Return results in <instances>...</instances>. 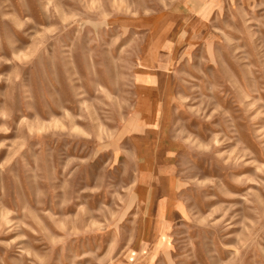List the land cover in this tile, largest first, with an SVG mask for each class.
Returning <instances> with one entry per match:
<instances>
[{
  "label": "rangeland",
  "instance_id": "374dc122",
  "mask_svg": "<svg viewBox=\"0 0 264 264\" xmlns=\"http://www.w3.org/2000/svg\"><path fill=\"white\" fill-rule=\"evenodd\" d=\"M0 264H264V0H0Z\"/></svg>",
  "mask_w": 264,
  "mask_h": 264
}]
</instances>
